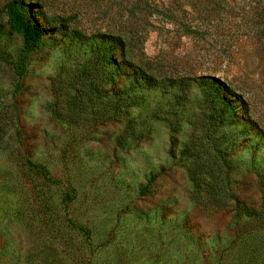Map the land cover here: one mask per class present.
<instances>
[{
	"label": "rangeland",
	"instance_id": "obj_1",
	"mask_svg": "<svg viewBox=\"0 0 264 264\" xmlns=\"http://www.w3.org/2000/svg\"><path fill=\"white\" fill-rule=\"evenodd\" d=\"M263 195L264 0H0V264H264Z\"/></svg>",
	"mask_w": 264,
	"mask_h": 264
},
{
	"label": "trees",
	"instance_id": "obj_2",
	"mask_svg": "<svg viewBox=\"0 0 264 264\" xmlns=\"http://www.w3.org/2000/svg\"><path fill=\"white\" fill-rule=\"evenodd\" d=\"M9 27L12 31L19 33L22 36V55L20 57V71H23L25 61L28 58L29 54L36 49L40 43V35L37 27L30 23L24 14L19 8L12 7L9 12ZM112 45L117 46L120 43V47L125 52L124 43L117 37L112 39ZM130 64V74H129V90L130 93H133L136 88L143 86L146 87V91L153 88H162V80H157L155 77L148 74L147 71L143 70L141 67L136 66L134 63L129 62ZM21 76V72L18 73ZM202 85H208V89L219 91L220 86L215 83L207 84L204 82V79L200 80ZM172 84L168 86L171 88ZM165 89V88H164ZM264 201V195H263ZM238 207V203H237ZM263 238H242V249L243 253L247 256H256L264 254V245L262 244Z\"/></svg>",
	"mask_w": 264,
	"mask_h": 264
}]
</instances>
